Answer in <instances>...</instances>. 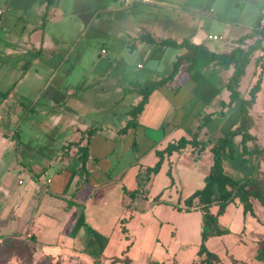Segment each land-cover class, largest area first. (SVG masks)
<instances>
[{
    "label": "crops",
    "instance_id": "1",
    "mask_svg": "<svg viewBox=\"0 0 264 264\" xmlns=\"http://www.w3.org/2000/svg\"><path fill=\"white\" fill-rule=\"evenodd\" d=\"M69 1L68 10L64 9V0H54L48 8L46 0H7L5 7L1 6L4 8L2 22L9 9L25 14L21 28L16 24L7 26L5 38L0 39V61L7 69L6 77H17L4 92V101L9 102L17 95L18 103L25 107V93L30 88L35 89L31 112L25 109L20 124L29 120L41 136L0 137V241L8 236L33 240L35 251L31 264L40 257L83 264H92L99 258L105 264L112 259L119 260L115 264H133L137 260V264L173 262V258L181 256L184 247L190 245L188 239L170 252L162 250L163 257L157 258L149 247L144 250L139 237L148 236L149 223L155 229L167 223L169 209L171 214L196 215L200 240L201 212L178 210L177 207H183V200L203 186L212 164L210 147L213 141L238 124L237 103L225 108L220 105L221 101H229V92L225 88L218 91L213 83V72L218 71V67L206 66L193 74L180 68L172 80L151 92L141 112L131 119L129 111L141 96L125 90L149 87L162 76L148 74L142 82L135 79L122 88L117 79L122 77L124 68L115 74L109 73L111 63L104 58L108 48L103 44L91 72L100 80L91 88L81 84L77 79L86 78L88 72L78 73L75 68L87 57H83L82 47L79 53L76 48L92 24L89 0ZM93 1L99 4L102 0ZM115 1H119V6L113 8L115 12L131 9L139 3ZM93 13L91 20L96 16ZM66 18L70 23H65ZM186 18L178 14L169 23L164 22L167 29L160 22H151L148 26L141 24L136 30L123 33L124 43H129L130 48L145 45L143 55L158 60L167 48H154L139 38L140 34L172 37L178 41L191 37L193 42L205 43L214 50L206 43L214 40L208 39L211 34L204 36L199 27L194 28ZM102 27H105L103 23ZM164 30L182 34H162ZM138 31L142 32L138 35ZM138 64L136 67L143 68ZM248 69L249 66L245 78ZM262 76L261 90L252 110L264 93V72ZM47 77L46 84L42 85L39 79ZM69 77L75 80H66ZM105 77L117 84L114 92L117 96L110 102L102 100L107 94L102 86ZM252 78L249 87L256 79L254 71ZM44 90L48 92V102L36 109L35 104ZM90 90L93 91L91 97ZM247 91L240 92L247 96ZM221 110L223 116H219ZM30 113H33L31 117ZM205 115L210 116V121L202 126ZM130 121L133 124L125 128ZM194 136L206 143L204 150L198 153L197 148L187 144L171 154L165 153L157 173L147 172L159 160L156 151L164 150L182 137L191 140ZM57 137H65V140L59 141ZM255 139L264 147V137L256 136ZM78 146L86 148L83 166ZM255 203L254 213L259 216L260 207ZM230 207L238 212L235 226L253 217L243 215L236 199L219 217L220 224ZM221 226L227 227L230 233L217 238L227 237L234 231ZM170 233L173 240L178 239L176 228ZM210 239L206 243L208 248ZM198 244L199 241L197 250ZM6 264L12 263L9 260Z\"/></svg>",
    "mask_w": 264,
    "mask_h": 264
},
{
    "label": "rangeland",
    "instance_id": "2",
    "mask_svg": "<svg viewBox=\"0 0 264 264\" xmlns=\"http://www.w3.org/2000/svg\"><path fill=\"white\" fill-rule=\"evenodd\" d=\"M6 1L7 0H0V6L5 7ZM69 3L70 1L67 2V0H64L65 10L70 9V7H68ZM124 3L125 1L122 2L123 6ZM117 6H119V1L115 0H102L99 4H96L93 0H89V19L92 24H90L87 33L82 37L81 43H79L76 48V53H79V49L82 47L83 57H87V59L83 58L82 64L77 63L75 68L78 73H80V71L85 73L87 70L88 73L86 78L77 80H81V84L89 86V88H91L97 80H100L98 77H93L91 72L96 67L99 52L103 44L107 45L108 48V52L104 55V58L111 63L109 73L112 72V74H115L116 71L123 70L124 68L122 77L117 79L122 88L128 86L129 83L135 79H139L140 82H142L144 77L148 74L154 77L168 74L171 69V60L174 59L176 54L182 52L181 49L169 47L160 60L152 56H144L143 54L146 46L141 45L137 48L128 47L129 43H124L126 39L125 34L124 37H122L123 33L131 29L134 31L136 27H140L141 24L143 26L144 23H146L147 26L151 22L169 23V20L174 19V17L179 14L180 17L189 18L192 26L194 28L199 27L201 34L204 36L208 34L219 36L218 39L206 41L212 49L227 51L232 48V43L237 37L250 30L249 28L252 27L257 18L260 10L259 8L264 6V0H152V3L139 2L134 6L127 4L128 7L131 6L132 8L122 9L121 12H115L113 8ZM93 12H95L96 16L91 20L94 14ZM24 16L25 14L23 11L17 12L11 9L7 10L0 29V39L5 38L7 26L10 28L13 24H16L17 27L21 28L22 23H25ZM66 16L69 17V15ZM65 23H70L69 18H66ZM102 23L105 27H102ZM166 23H164V29L168 28ZM141 32L142 31H138L137 34L139 35ZM162 34L181 36L182 33L176 30L171 32L164 30ZM257 54L258 53H256V55ZM137 63L142 64L143 68L136 67ZM254 69L255 65L252 60L246 78L244 77L242 79L240 91L246 93L251 79L253 80L252 72ZM258 70L259 68L257 67L256 71ZM6 72L7 69L0 61V137H18V135L20 137L41 136L38 133L39 131L29 124V120L25 119V121L20 124V120L24 119L25 109L29 111V108L34 104L33 100L36 96L35 89L30 88V90L25 93V97L23 98L25 107H22L21 104L18 103L17 95H15V98H11L9 102L4 101V92L17 78L6 77ZM40 80H42V85L46 84L48 77L39 79V81ZM66 80L72 81L75 79L69 77L66 78ZM103 81L104 83L102 86H104L107 94L102 100L104 99V101L110 102L117 96L114 94L117 84H115V82H110L109 77H105ZM80 87L81 86H79V88ZM19 89L20 88H18L17 91H19ZM47 95L48 92H46V90L41 93L38 102L35 104L36 109L41 106V103L48 102ZM89 96H93V91L90 90ZM29 112H31V110ZM32 114L33 113H30L29 116L31 117ZM252 115L255 121L252 132L257 137H264V93H261L259 104L252 110ZM57 140L64 141L65 137H57ZM227 166L231 171H235L229 162ZM260 167L264 169V162L260 164ZM255 205L256 207H260L257 203H255ZM167 210L169 211L167 223H164L159 229H155L152 224L149 223L148 236L145 238L139 237L144 250L149 247L153 257L156 256L157 258H161L164 255L162 250L166 251V249H168L170 252L172 248L177 249L185 239H188L190 245L184 247V253L182 252L181 256L179 255L178 258L174 257L173 262L169 260L164 264H199L200 258L196 254V246L199 241V233L196 231V215L190 217L182 212L171 214V210ZM258 211L259 216L255 214V217H248L247 221L244 220L242 224H237L235 226L238 212H236L234 207L228 208L226 211L227 214L221 219V225L228 226L234 231L227 237H214L210 239L211 243L209 244V249L217 253L220 258L219 262L216 264H264V260L258 261L254 258L258 247V241L264 238V211L261 207ZM172 228H176L178 232L177 240L172 239L173 235L171 236L170 233ZM156 237L158 238L157 240L155 239ZM139 249L142 248L139 247ZM137 254L140 256L143 255L141 252H137ZM9 260L12 264L23 263V260L15 255L10 256L8 261ZM137 262L138 260L133 264H137ZM37 263L83 264L81 262L70 263V261H66L62 258L51 257H40Z\"/></svg>",
    "mask_w": 264,
    "mask_h": 264
},
{
    "label": "trees",
    "instance_id": "3",
    "mask_svg": "<svg viewBox=\"0 0 264 264\" xmlns=\"http://www.w3.org/2000/svg\"><path fill=\"white\" fill-rule=\"evenodd\" d=\"M46 1L48 8L54 0ZM259 9L250 30L237 37L232 43V48L227 51L216 52L205 43L193 42L191 37H184L178 41L172 37L159 38L150 34H140L139 38L145 39L154 48L171 47L183 51L176 55L171 62L168 74L162 76L151 86H139L137 89L127 88L125 90V92L135 91L141 96L138 103L129 111L130 118L133 119L141 112L151 92L172 80L180 68L188 74L201 71L206 66L218 67V71L228 72L227 75L220 74L218 71L213 72V83L218 91L225 88L229 92V101L227 103L220 102L222 108L237 103L240 114L238 124L213 141L210 147L212 164L203 179V186L183 200V207H177L178 210L201 212L200 240L196 253L200 258L199 264H216L220 260L218 254L211 251L206 243L212 237L230 233V230L227 227H222L219 222V217L224 214L228 204L237 199L242 207L243 215L250 214L253 217L256 216L254 202H257L264 210V169L260 167L264 159V147L256 141V135L252 132L255 122L252 106L261 90L264 72V6ZM256 53L258 54L256 55ZM252 60L255 65L256 79L249 87L247 96H243L240 92V84ZM257 67L259 68L258 72H256ZM223 115L224 112L221 110L219 116ZM209 121L210 116L205 115L202 126ZM131 124L133 121L128 122L125 128ZM125 128L122 129V132L126 130ZM187 144L197 148L198 153L206 146V143L197 140L196 136L191 140L182 137L175 143H170L164 150L156 151L159 160L153 167L148 168L147 172L157 173L165 153L171 154L173 151L184 148ZM78 152L82 155L83 166L86 159V148L78 146ZM228 162L235 171L228 169ZM34 251L33 240H24L13 236L2 237L0 264H6L9 257L14 255L21 258L24 263L31 264ZM254 258L258 261L264 260V238L258 241ZM118 261V259H112L109 264H115ZM35 264L40 263L36 262ZM92 264L105 263L99 258Z\"/></svg>",
    "mask_w": 264,
    "mask_h": 264
},
{
    "label": "built area",
    "instance_id": "4",
    "mask_svg": "<svg viewBox=\"0 0 264 264\" xmlns=\"http://www.w3.org/2000/svg\"><path fill=\"white\" fill-rule=\"evenodd\" d=\"M131 2L138 1V2H143V3H150L152 0H130ZM4 14V8L0 6V29L2 27V16ZM219 36L216 35H208V39H218ZM102 52L104 53L105 50L102 49ZM139 67H141V64H138Z\"/></svg>",
    "mask_w": 264,
    "mask_h": 264
}]
</instances>
